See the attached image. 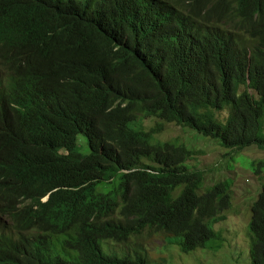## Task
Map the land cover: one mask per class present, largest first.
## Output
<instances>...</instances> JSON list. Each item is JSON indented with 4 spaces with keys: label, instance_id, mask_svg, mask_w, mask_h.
<instances>
[{
    "label": "trees",
    "instance_id": "trees-1",
    "mask_svg": "<svg viewBox=\"0 0 264 264\" xmlns=\"http://www.w3.org/2000/svg\"><path fill=\"white\" fill-rule=\"evenodd\" d=\"M0 61V264H158L103 242L220 237L231 185L202 192L195 151L144 120L264 150V0H0ZM251 213L264 264V183Z\"/></svg>",
    "mask_w": 264,
    "mask_h": 264
},
{
    "label": "rangeland",
    "instance_id": "rangeland-1",
    "mask_svg": "<svg viewBox=\"0 0 264 264\" xmlns=\"http://www.w3.org/2000/svg\"><path fill=\"white\" fill-rule=\"evenodd\" d=\"M5 74L4 69L0 67V77H5ZM157 117L145 118L144 128L150 130L160 123L163 126L160 139L185 144L195 151L196 154L188 162V167L192 171H206L207 177L202 192L221 181H227L231 185L230 209L223 213L224 219L211 222L213 228L220 232L221 238L219 241H210L207 248H197L184 253L180 249V238L147 230L123 245L104 240V249L108 253L119 257L129 256L131 259H135L137 253H142L154 263L160 264H252L249 223L251 207L257 200L264 182V150L254 146L243 151L236 161H230L235 153L226 156L228 150L217 140ZM226 117L227 113L223 115V118ZM79 138L82 145L84 137L81 135ZM82 152H88L86 145L83 146Z\"/></svg>",
    "mask_w": 264,
    "mask_h": 264
},
{
    "label": "clouds",
    "instance_id": "clouds-1",
    "mask_svg": "<svg viewBox=\"0 0 264 264\" xmlns=\"http://www.w3.org/2000/svg\"><path fill=\"white\" fill-rule=\"evenodd\" d=\"M0 67L3 68L4 71H5V73H6V74H5V77H3V78L0 77V80H5V79L7 78V70H6V68L2 65L1 61H0ZM227 111H228V110H227ZM228 112H229V111H228ZM224 114H225V113H224ZM227 116H228V114H227ZM141 117H144V115H142ZM146 117H154V116H146ZM159 124H160V123H159ZM201 135H203V134H201ZM80 136H81V135H80ZM80 136H79V137H80ZM82 136H83V135H82ZM204 136H205V135H204ZM83 137H84V136H83ZM205 137H206V136H205ZM84 138H85V137H84ZM207 138H210V137H207ZM83 140H84V139H83ZM215 140H216V139H215ZM79 141H80V138H79ZM83 145H86V146H87V143H85V141H84ZM241 155H242V154H241ZM241 155H240V156H241ZM231 156H232V155H231ZM240 156H239V157H240ZM234 157H236V156H234ZM234 157L232 156V159H231L230 161H236L238 157H237V158H234ZM221 182H224V181H221ZM263 183H264V182H263ZM261 188H262V187H261ZM260 193H261V191H260ZM47 199H48V197L45 198V200H47ZM254 203H255V202H254ZM254 203H253V204H254ZM231 205H232V204H231ZM252 206H253V205H252ZM251 208H252V207H251ZM225 212H226V211H225ZM225 212H224V213H225ZM223 216H224V215H223ZM251 216H252V213H251ZM224 217H225V216H224ZM250 221H251V219H250ZM249 224H250V223H249ZM211 226H212V224H211ZM212 228H213V226H212ZM214 229H215V228H214ZM215 230H216V229H215ZM216 231H217V230H216ZM218 232H219V231H218ZM219 233H220V232H219ZM165 234H166V233H165ZM249 234H250V232H249ZM169 236H170V235H169ZM220 238H221V234H220V237H219V238L214 239V240H215V241H217V240L219 241ZM250 239H251V237H250ZM109 241H112V240H109ZM109 241H108V242H109ZM114 242H115V241H114ZM209 243H210V242H209ZM209 243H208V244H209ZM117 244H118V243H117ZM121 245H123V244H121ZM207 247H208V245H207L205 248H207ZM199 248H203V247H199ZM180 249H181V245H180ZM196 249H197V248H196ZM250 249H251V260H252V264H253V259H252V247H251V246H250ZM194 250H195V249H194ZM105 251H106V250H105ZM181 251H182V250H181ZM192 251H193V250H192ZM182 252H183V251H182ZM190 252H191V251H190ZM184 253H188V252H184ZM146 257H147V256H146ZM147 258L149 259V257H147ZM152 262H153V261H152ZM156 263H157V262H156ZM158 264H159V263H158Z\"/></svg>",
    "mask_w": 264,
    "mask_h": 264
}]
</instances>
